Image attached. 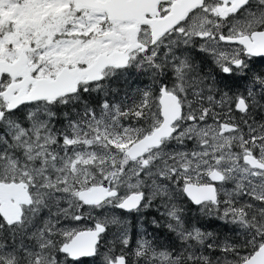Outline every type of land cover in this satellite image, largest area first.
Masks as SVG:
<instances>
[{
  "label": "snow or ice",
  "instance_id": "1",
  "mask_svg": "<svg viewBox=\"0 0 264 264\" xmlns=\"http://www.w3.org/2000/svg\"><path fill=\"white\" fill-rule=\"evenodd\" d=\"M81 258L264 264V0H0V264Z\"/></svg>",
  "mask_w": 264,
  "mask_h": 264
},
{
  "label": "trees",
  "instance_id": "2",
  "mask_svg": "<svg viewBox=\"0 0 264 264\" xmlns=\"http://www.w3.org/2000/svg\"><path fill=\"white\" fill-rule=\"evenodd\" d=\"M151 215H155V213H151L149 215V218L151 217ZM209 222H217L216 219L214 218H209ZM135 223V221H134ZM80 227H88L90 226L89 222H81ZM147 226V225H146ZM214 225L212 224L209 228L212 229ZM217 230H215V233H218L221 237L228 235V236H234L235 234L233 232L230 231V229L232 228V225H225V223L223 221H221V223H218L217 226ZM207 230H210V229ZM149 231H151V227H149ZM214 232V231H213ZM227 233V234H225ZM225 234V235H224ZM82 264H100V260L99 258H82Z\"/></svg>",
  "mask_w": 264,
  "mask_h": 264
},
{
  "label": "rangeland",
  "instance_id": "3",
  "mask_svg": "<svg viewBox=\"0 0 264 264\" xmlns=\"http://www.w3.org/2000/svg\"><path fill=\"white\" fill-rule=\"evenodd\" d=\"M193 211H195V209H193ZM216 221L217 222H207V223L204 224V226L208 229L213 224L214 226L212 227V229H210V228L209 229H210V231H214L215 232V230H217V228H218L217 227L218 226V223H221V221H219L217 219H216ZM225 234H227V233H225Z\"/></svg>",
  "mask_w": 264,
  "mask_h": 264
}]
</instances>
